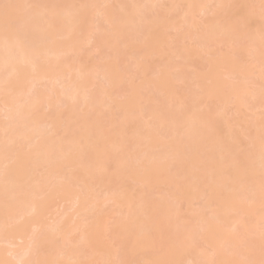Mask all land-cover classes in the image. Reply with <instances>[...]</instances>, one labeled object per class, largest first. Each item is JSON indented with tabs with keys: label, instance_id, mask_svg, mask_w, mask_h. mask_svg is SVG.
Listing matches in <instances>:
<instances>
[{
	"label": "bare ground",
	"instance_id": "bare-ground-1",
	"mask_svg": "<svg viewBox=\"0 0 264 264\" xmlns=\"http://www.w3.org/2000/svg\"><path fill=\"white\" fill-rule=\"evenodd\" d=\"M96 1L87 0L79 6L74 0H12L15 6H7L10 0H0V117L6 120L5 125L0 124V248H6L4 254L0 250V264H59L61 261L64 262L61 264H74L80 258L89 259L98 253L103 264H122L118 250L111 245L116 239L108 226H101L104 222L99 218L79 220L75 226H68L72 222L58 220L54 226H41L38 217L48 216L52 209L41 199L47 192H50V200L59 198L60 202L63 200L61 204L70 201L69 208L75 209L74 217L79 218L90 216L94 211L99 213L105 203H112L121 218L113 224L119 227L115 233L117 237L127 236L137 250L152 248L157 240H161L154 252L156 257H143L149 264H255L258 260L257 264H261L264 253L261 256L260 253L264 250L259 252L258 248L264 246V121L253 125L254 134H247L250 149L241 155L238 154L243 150L239 145L241 140H238L241 136L237 138L238 134L231 129L233 126L224 112L225 105L233 104L236 112L246 108L248 100L263 96L264 75L259 76L262 81L258 89L249 90L245 84V80L253 77V70L259 69L264 74L262 14L246 12L240 6L234 16L225 17L222 22L206 23L197 35L200 51L183 46L166 50L164 43L153 46L150 42L158 40L168 30L181 32L185 26L200 29L201 25L193 19L195 14L205 15L210 2H215L222 16L227 12L228 1L168 0L172 2L173 10L181 9L180 18L172 24L160 16L149 15V5L166 0H116L118 9L108 11L106 15L95 11ZM85 4L91 5L90 11L95 12L93 16H102L112 36L101 34L99 21H96L97 25L91 22L81 25L84 14L81 9ZM19 11L24 12V17L20 27L13 29L9 24ZM237 21L241 23L236 24ZM177 37L179 41L188 38L185 34ZM121 40L125 46L132 47V69L142 75L156 76L148 84L165 98L168 106H164L165 110H161L162 104L156 98L151 100L152 106L131 98L136 96L134 87L122 97L124 104L118 103V96L111 92L121 83L122 68L116 63ZM244 40L248 45H243ZM137 41L140 44L133 45ZM210 41L235 45V50L252 61V66L246 68L237 65L233 58H220L213 65L209 63L210 75L208 73L203 79L206 83L199 87L200 93L205 101L210 103L214 99L220 107H225H219L212 115L208 109L189 108L186 96H181L173 105L177 97L173 86L184 77L170 73L167 64L173 57L190 60L201 58L202 53L212 54L205 48ZM98 43L114 53L102 66L83 67L68 62V57L78 52L79 45L89 47ZM235 50L232 52H237ZM152 56H158L161 65L152 67L147 62ZM220 73L240 80V85L222 81ZM95 80L99 81L97 90ZM130 98L133 102L128 101ZM261 102L256 104V109L264 111ZM54 106L57 116L46 122L42 110ZM171 106L176 107L175 111L173 108L168 110ZM219 122H223L221 129L227 128L224 130L227 134L219 131ZM57 126L63 128L60 134ZM245 127L242 130L248 129V125ZM242 134L246 136L243 131ZM225 136L228 139H224ZM99 144H107V147ZM127 149L129 154H125ZM234 153L249 162L236 163L238 158L235 160ZM111 154L120 156L115 159L117 175L126 174L124 176L131 177L141 189H131L129 197L122 194L112 197L110 192H103L109 198L100 202V195L92 193L90 182L86 183L85 178L95 174L100 184L106 170L104 162L112 157ZM63 165L71 169L64 170ZM194 165L198 170H194L192 181L186 180V186L184 183L181 188L177 187L179 180L196 168L190 169ZM240 165H245L242 170L238 169ZM167 168L169 171L164 180L160 173ZM62 170L68 174L77 170L79 174L67 176L71 183ZM204 180L212 183L211 186L207 182L205 185L197 183ZM154 181L162 183L161 187L166 185V196L159 194L157 199L143 190L154 183L160 188ZM189 182L198 185L188 186ZM71 188H76L72 194ZM204 198L208 204L206 202L205 208L198 209L203 210L202 213L207 209L209 217L200 213L197 215L200 218L195 216L196 220L191 223L179 218L177 208L182 202L190 213L196 201ZM47 205L50 207L46 208ZM192 223H196L195 227ZM83 228L86 231L82 232L78 242L89 251L84 256L85 251L78 250L69 239ZM93 230L99 231L103 235L101 238L107 235L105 240L111 242L95 243ZM244 236L249 240L255 237L260 244L254 242L252 245V241L243 240ZM200 240L206 245L204 251L197 249Z\"/></svg>",
	"mask_w": 264,
	"mask_h": 264
},
{
	"label": "rangeland",
	"instance_id": "rangeland-1",
	"mask_svg": "<svg viewBox=\"0 0 264 264\" xmlns=\"http://www.w3.org/2000/svg\"><path fill=\"white\" fill-rule=\"evenodd\" d=\"M10 1H11L10 5H7V6H13L14 2H12V0H10ZM74 1L76 2V4L81 6L82 3H85L87 0H74ZM138 1L142 2L143 0H138ZM227 1H228L227 12H226V14H224L222 16H220L221 12L217 9V5H216L215 2H210V4L208 5V12L205 15L195 14L193 19H194V21L196 23H199L201 25L200 29H192V28L190 29L187 26H185V27L182 28V30L184 29L183 31H181L182 33L180 31L168 30V31L164 32L158 38V40L157 39L154 40L155 42L151 41L150 45L156 46V44H159L160 42H162V43H164L163 44L164 45V49H166V50H168V49H174L175 50V49H178L179 47L183 46L185 48L186 47H190V48H192L195 51H200L199 41L197 40V37H198L197 35H199L201 33V31L205 27L206 23H208L209 21H213V20H217V21L222 22L223 18H225V17H229L230 18V16H234L236 11L239 9L240 6L246 12H250V13H253V14H262L263 20L261 22H262V26L264 28V0H227ZM14 6H15V4H14ZM172 6H173L172 2H170L168 0L163 1V2H156L154 6L149 5V10H150L149 15L150 16L157 15V16L162 17V19H164V21L167 20L168 23H171V24L175 23L181 16V9L173 10ZM90 7H91L90 4H85L82 7L81 10L84 12V14L82 16L81 25H85V24L90 23V22L92 23V25H95V24L97 25L96 21H99L98 22V27H100V29H101V34L103 36H107V37L112 36V32L109 30V27H108V25H106V23H105L104 19L102 18V16L100 15V17H98V18H97V16H93V14L95 12L94 11L91 12L90 11V9H91ZM94 7H95V11L96 12H99L100 14L104 13L106 15L108 11H113V12L116 11L118 9V3L116 2V0H111V1L106 2V3H101L100 0H97L94 3ZM185 10L186 9L184 7V12H185ZM184 12H183V14H184V17H185V13ZM23 17H24V12H22V11L17 12L13 16V18L11 19V22H10L11 24H9V26H11L13 29L20 27V21H22ZM186 20H189L188 16H186ZM238 22L241 23L240 21H237L236 24ZM248 30L249 29H247V31ZM263 30L264 29H262V31ZM180 34H185V36H187L188 38H185L182 41H179V39H177L178 38L177 36H179ZM190 36H191V38H190ZM139 37H140V35L137 38H139ZM146 40H147V38H146ZM148 41H149V38H148ZM122 43L123 42L121 40L119 42V44H118L117 54L118 53L119 54H118V57H117V60H116L117 65L122 68V71L119 74V80H120L121 83L118 82V83H120V85L115 90L111 91V89L110 88L108 89L107 87H106V89H108V91L110 90L112 93L114 92L115 96H118L117 97L118 103H120V104L123 103L124 104L125 100L122 97L126 96L128 94V92L130 90V87H134V89L136 90V96L131 97V98H137L139 100V102L142 103V105L143 104H147V105H150V106L153 105L151 100L156 98L158 103L162 104V106L160 105L161 106L160 108H162L161 110H163V109L165 110V108L168 107L166 105L165 98L163 99V97L160 94H156V91L151 86H149V84H148L152 80H154L156 76L152 75L150 73H146L145 75H142V74H139L138 72H136L135 70H133L132 66H131L133 64V59H134V53H133L132 47H127V46H125ZM139 44H140V41H137L136 43H133V45H139ZM243 45H248L246 40H244ZM205 48H207L206 50L210 51L212 54L205 55L204 53H202L201 54L202 55L201 58L193 57L192 59L190 58V60L186 59V58L173 57V59H170L167 64L170 67L169 68V72L170 73H172L173 75H183V77H184L183 81L175 82V84L173 86L174 87V91L177 93V97L174 100V104L173 105H175L176 103L179 102V98H181V96H186L187 100H185V102H186V104H187V106L189 108H191V106H193V107H196L197 109H201V110L208 109V110L212 111L211 113L209 111L210 115H212V113L217 111L218 108L221 105L217 104L215 102L216 100L214 101V99L210 103L205 101V99L203 98L204 96L201 95L200 90H199V87L203 86L206 83V82L205 83L203 82V79L205 78V76L208 73H209L208 75H210V72L208 71L209 63H211V65H213V64L219 62L220 58H233L236 61L237 65L246 68V66L249 67L251 65L252 61H251V59L248 56L246 57V55L244 53L238 52L237 50H235V45L229 46L227 44V42H221V43H216L215 42L214 43V42L210 41V42H207V45H206ZM78 49L79 50H78L77 53L75 52V53H73L72 55H70L68 57V62H70L71 64H73L75 66L79 65V66H83V67H89L91 65H94V66L100 67L104 63H106L107 59L112 54L114 55L113 50L108 49L107 47H105L104 45L102 46L99 43H98V45L97 44H92L89 47L87 45L81 44V45H79ZM233 50H235L237 52L233 53L232 52ZM161 61L162 60L158 56H152V57H148L147 58V62L152 67H157V66L161 65ZM222 70H224V68ZM222 70L220 69V72H222ZM258 70L257 69L253 70V77H250L249 81L245 80L246 81L245 84H247L249 86V90L250 89L251 90L252 89H258L259 86L261 85V81L262 80L259 79L260 78L259 76L264 75V74H261ZM230 71H232V70H229V72ZM223 73H224V71H223ZM230 73H228V74H230ZM220 74H222V73H220ZM224 76L225 75L222 74V76H220L219 79H221L222 81H226L228 84L231 82V83H236V84L238 83V85H240V83H241L240 80H235V78L224 77ZM196 78H199V79H196ZM97 81L98 80H95V83H94L95 90L98 89L97 85H99V81L98 82ZM119 96L121 98H119ZM263 96H264V93H263ZM263 96H260L259 98L254 99V100L253 99L248 100L249 104L247 105V107L241 109L240 111H236L235 112L234 111L235 107L233 106V104L232 105H227V106L225 105L226 108L223 106L225 108V112H224L226 114L225 117H228V122L233 126V127H231V129L233 130V132H234V130L236 131V133L238 134L237 138H239L238 137L239 135L241 136V139H238V140H241V144H239L240 142H238L237 144L242 146L241 149H243L244 151L241 150V151H239L238 154L241 153V155H242L244 152H246L247 150L250 149V148L248 149V147H250V146L247 145V144H249L247 142V140H249V136H252L254 134V132H255V130L253 129L254 128L253 125L257 124V123H259L261 121H264V111L261 110V109H259V110L256 109V104L260 103L261 100H262L261 104L264 103ZM131 98L128 101H131L132 100ZM139 98H141L142 100H147V102H143ZM126 99H128V98H126ZM131 102H133V100ZM132 105H134V103L131 104V106ZM164 106H165V108H164ZM0 107H1V99H0ZM223 107H220V108H223ZM171 108H173L172 110L175 111L174 108H176V107L175 106H173V107L171 106L170 108H168V110H170ZM56 110H57L56 106H54L52 109H49V110L48 109L42 110V113L45 115L44 119H45L46 122L50 121V119H52L53 117L57 116ZM62 110L65 111V108H62ZM131 110H133V109H131ZM134 110H136V109H134ZM104 111H105V113L108 112L106 110H104ZM118 114L119 113H117L116 116ZM118 117H120V115H118L116 118L118 119ZM5 123H6V120L3 117H0V124L1 125H5ZM221 123H223V122H219L220 126L218 125L220 127L219 131L221 130V133L224 132V134H227V131H224V130H227V128L223 129V131H222V129H221L222 124ZM230 124H228V125H230ZM245 125H248V129L247 130H242L243 128H246ZM56 128H58L60 130V131H57L58 134H60L62 132V130H63V128L61 126H57ZM228 128H230V127L228 126ZM242 131H243V133L246 134V136L242 134ZM221 133H220V135H221ZM224 134H222V135L224 136ZM247 134H250V135L248 136ZM225 137H224V139H228V137H226V138ZM245 138H247V139H245ZM114 144H116V143H114ZM239 145H236V146H239ZM99 146L105 148V147H107V144H105L104 146H101L99 144ZM108 151H111L109 147H108ZM126 151L127 152H125V154H129L128 152L130 150L128 151V149H127ZM233 151H236V149L235 150L233 149ZM234 156H235V160L238 158V161H236V163L238 162L239 164H243V162H244V164H245V162H246V164H247L248 160L244 161L243 159L246 160V158H244L243 156H242L243 159H241L240 155L239 156L237 154L235 155V153H234ZM118 157H120V156L119 155H116V156L112 155V157H110L109 159H107L104 162V164L106 165V170H105L104 173H102L103 175H101L100 184L98 183V178L95 176V174H92L91 176L85 178V180L88 181L86 183L89 184V182H90L89 187H90L92 193L100 195V197H101L100 198V202H105L109 198V196H107V195H105V196H107V197H105L103 195V192H107V191H108V193L110 192L109 194L112 197L113 196H119L121 194L124 195V197H129L131 195V193H132L131 189L132 190H133V188L135 190L136 189L137 190L141 189V186H137L138 184H137L136 181H133V179L132 180L130 179L131 177L130 178L129 177H125L124 175H126V174L117 175V173L115 171V161H116L115 159L118 158ZM239 157H240L242 163L239 160ZM227 161H230V159L228 160V158H227ZM239 164H237L236 167H239ZM130 166H128V168ZM243 166H245V165H243ZM243 166L240 165V168H238V169L242 170L241 167H243ZM64 167H66V168H64ZM194 167H196V168L192 169ZM228 167H230V166H228ZM67 168L71 169V167H69V166L67 167V166L63 165V169L64 170H67ZM197 168H198V166H195V165L191 166L190 167V169H192L191 174L190 175L186 174V176L189 179L186 178V176H185L186 179L182 178L181 180H179V183H178L177 187L180 186L179 188H181V186L184 185L185 182L192 181L191 178H193L192 176L194 175L193 174L194 170L197 171L198 170ZM229 169L232 170L231 168H229ZM64 170H62L61 172L63 173ZM162 170H163V173L162 172L160 173V174H162V175H160V177H163V179L165 180L164 176H165L166 172L169 171V169L167 168V169H162ZM227 170L228 169H226V171ZM72 171H74V170H72ZM170 171H173V170L171 169ZM246 171L248 172V170H246ZM68 173H69L68 171H65V173H63V175H66L64 177L67 180L69 179L68 182H71V183H72V181H70V178H67V176L70 175L72 177L71 174H75V173H77L76 175L79 174V172L77 170L74 171V173H71V174H68ZM263 177H264V175H263ZM263 179H261V180H263ZM164 180H163V182H164ZM74 181H75V179H74ZM156 181H154V182H156ZM166 181H167V179H166ZM193 181H195V180H193ZM64 182L65 181H63V183ZM160 182H162V179H160ZM206 182L207 181L204 180L202 182L200 181V182H197V183H202V184L204 183L203 185H205ZM197 183H195V184H197ZM161 184H158V185H160V188L159 187L156 188L155 187L156 184L154 183L153 185L151 184L148 188H143V190L145 192L147 191L148 194L150 193L151 195H153L155 198L158 199V195L159 194H161L162 196H166V193H167V191L165 192L166 185H165V187L164 186L161 187ZM188 184H187L188 186L195 185L194 183L192 184V182H189ZM209 184H210V182H207V185H209ZM211 184L209 186H211ZM185 186H186V183H185ZM204 190H205V193H207L208 190H206L205 188H204ZM75 191H76V188H71L70 189V194H72ZM173 191H174V188H173ZM164 192H165V195H164ZM205 193H204V196H205ZM210 193H211V191H210ZM49 194H50V192H47L45 194V196L43 198H41L42 201H44V202L46 201L45 202L46 204L52 206V209L49 210L51 213L49 215L46 214L48 216H45L44 214H42L40 216L41 219H39V217H38V220H40L39 224H41V226H43V227L54 226L55 225L54 223H56L57 220H58V222L62 221V222H65V223L72 222L73 224L69 223L68 224V226H69V225H74V224L76 225V223L79 220H85L86 219L87 221H89V220L92 221L95 218H99L100 220H102L105 223V224L104 223L101 224V226L102 225L103 226H105V225L108 226L107 228H110V234L111 235L113 234L112 236L116 239L115 241L113 240L114 242L112 241L113 243L111 245H112V247H114L113 249H115L116 251L118 250L119 253L118 252L117 253H118V255L121 258V263L122 264H149L147 262L148 261L147 258H145V260H146L145 261V260H143V257H146V256H148V258L150 256L153 257L156 247L159 246L157 242H159V244L161 243L160 242L161 240H157V242L154 245H152V248L150 247V248H146V249H143V250H137L135 245H133L131 243V241L129 240V238L127 236L118 235V237H117V234H115V233L119 231V229H117L119 227H118V225L114 226L113 224H116L117 222H119L121 220V218H120V216H119V214L117 212V207L114 208L112 206V203H109V202H107L105 204L101 203V204H104V205L101 208H99V210H100L99 213L94 211L93 214H91L90 216L87 215V216L83 217V215H82L81 218H79V217H76V216L74 217V215L76 213L75 209L69 208L70 201H66V202L61 204V202L63 200L61 202H60L59 198L58 199L53 198L52 200H50L48 198ZM177 194H179V193H177ZM208 195H209V192H208ZM60 197H62V196H60ZM204 200H205V202L201 203V201H204ZM207 201H206L205 198L200 200V201H196L197 203L194 201L196 204H194L191 207V212L190 213L188 212L190 210L185 209V206H184L185 203L184 202H182L181 204L179 203L180 204V208H177L179 206V204H178V206H176V208L179 209L178 210L179 211V213H178L179 218H181L183 221H185V220L187 222L189 221V223L193 222L194 220H196L194 217L203 212V210L198 209V208H200L201 206H203V208H205L204 205L206 204ZM208 202H207V204H208ZM198 203H199V205H197ZM98 204L101 205L100 203H98ZM43 205H44V203H43ZM48 205H47V207L46 206L45 207L49 208L50 206L48 207ZM73 208H75V207H73ZM206 210L207 209H205V211H204V213H202V215H206V214L208 215V212L206 213ZM194 213H196V214H194ZM202 215H201V217H202ZM43 216H45V218H42ZM207 217H209V215ZM207 217H205V219H207ZM198 218H200V217H198ZM33 219H35V218H33ZM191 219H193V220H191ZM38 220H36V223H37ZM198 220L199 219H197V221ZM79 223L81 224V221ZM62 224H64V223H62ZM194 225H196V223L195 224L192 223V226H194ZM224 225L225 224L223 223L222 226H224ZM65 226L67 227V224H65ZM259 227L261 229V226H259ZM70 228L71 227H68L67 229H70ZM102 228H106V227H102ZM120 228L123 229L122 227H120ZM97 229L98 228H96V230ZM124 229L126 231L129 230V228H126V227ZM83 231H86V230L84 228H83V230L78 229L75 233L70 235L69 239L73 240V243H74L73 245H75L78 248V250L85 251V253L83 254V256H84L85 254L86 255L89 254V251L86 248L83 249L81 247L82 246L81 243L78 242ZM92 235H93V237H95V241H96L95 243H99V242H101V243L104 242L105 243V242H107V240H105V239H107L108 236L104 234V238H101L103 235L101 236L99 231H94V233ZM244 239L246 240V242L247 241H250V242L252 241V245H253L254 242H256L257 244L259 242V241L257 242V239L255 237L249 240L248 238H246V236H244L243 240ZM253 240H255V241H253ZM92 241H93V239H92ZM109 242H111V241H109ZM109 242H107V243H109ZM257 244H255V245H257ZM261 244H263V243H261ZM205 246L206 245H204V242L200 240L198 242L197 249H199L201 251H204L206 249ZM263 248H264V246L262 247V245H259V248H258L259 252L264 250ZM0 250H1L2 254H4L6 248L4 246H2L0 248ZM263 253H264V251L260 253V256ZM99 255H100V253L95 254L93 257H91L89 259L88 258H80L74 264H103L104 262H101V260H100L101 256H99ZM155 255H157V254L155 253ZM261 258L264 260V255H262ZM61 262H63V261H61ZM61 262L59 264H61ZM257 262H255V264H257ZM68 264H70V263H68ZM258 264H260V263H258Z\"/></svg>",
	"mask_w": 264,
	"mask_h": 264
},
{
	"label": "snow or ice",
	"instance_id": "snow-or-ice-1",
	"mask_svg": "<svg viewBox=\"0 0 264 264\" xmlns=\"http://www.w3.org/2000/svg\"><path fill=\"white\" fill-rule=\"evenodd\" d=\"M5 7H7V6H5ZM261 264H264V260L261 261Z\"/></svg>",
	"mask_w": 264,
	"mask_h": 264
}]
</instances>
